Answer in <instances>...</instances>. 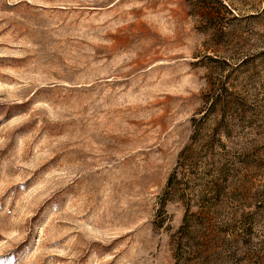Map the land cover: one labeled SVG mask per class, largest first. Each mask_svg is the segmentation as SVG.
I'll return each instance as SVG.
<instances>
[{
  "label": "rangeland",
  "instance_id": "obj_1",
  "mask_svg": "<svg viewBox=\"0 0 264 264\" xmlns=\"http://www.w3.org/2000/svg\"><path fill=\"white\" fill-rule=\"evenodd\" d=\"M0 264H264V0H0Z\"/></svg>",
  "mask_w": 264,
  "mask_h": 264
}]
</instances>
